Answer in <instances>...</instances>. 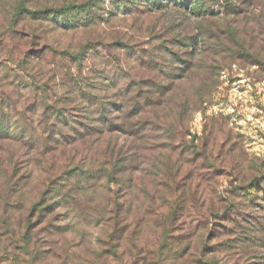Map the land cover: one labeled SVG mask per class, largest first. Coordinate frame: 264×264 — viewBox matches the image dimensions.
<instances>
[{
    "label": "rangeland",
    "instance_id": "rangeland-1",
    "mask_svg": "<svg viewBox=\"0 0 264 264\" xmlns=\"http://www.w3.org/2000/svg\"><path fill=\"white\" fill-rule=\"evenodd\" d=\"M83 5L88 28L42 14ZM205 9L0 0V106L18 128L0 139V193H61L58 231L0 236V264H264V0Z\"/></svg>",
    "mask_w": 264,
    "mask_h": 264
},
{
    "label": "trees",
    "instance_id": "trees-1",
    "mask_svg": "<svg viewBox=\"0 0 264 264\" xmlns=\"http://www.w3.org/2000/svg\"><path fill=\"white\" fill-rule=\"evenodd\" d=\"M96 1L102 2V0ZM113 2L121 4L124 14H131L133 9L137 7H142L144 10L150 12L162 11L171 7L184 8L191 12V14L198 17H205L206 15L213 16L214 14L212 11L205 9V0H150L149 2L143 0H113ZM73 8V6H70L60 10L46 9L42 11V14L48 13V18L50 19V21L64 30H71L79 27L88 28L95 22L96 18L92 15L93 12L91 11L90 6L83 5L76 10H74ZM168 44L173 46L176 44L184 45L186 43H183L182 39L175 38ZM187 44L186 46H191L189 45V43ZM162 50L168 56H170V59H172V61L178 62L180 65H186L188 63V59H180V57H178L176 53H174L172 49H169L166 45L161 46L159 52L161 53ZM186 54L190 58L192 52H187ZM140 58V55H138L136 60ZM75 61L77 63H80L81 59L79 57H76ZM153 62L157 61L154 60L151 63ZM160 65L162 64L159 63V66ZM154 68L157 69V67ZM177 68L176 69L179 70V68L182 67ZM78 82L79 81H75V83L73 84V90L71 92L74 94L80 92V85ZM154 87L156 88V90H159L160 88L157 83L146 84V88H151V91H149V89H146L143 97L149 99V93L153 91L152 89H154ZM5 98L6 101L4 102V106L6 107L7 112L11 113L16 110L18 106L16 96L13 93H10V96H5ZM2 109L3 108L0 106V139H12L14 138V136H16L14 135V133L18 130V128L16 126H13L9 119L14 118L15 116H13V113H11L12 116L11 118H9L8 115H4L2 113ZM99 111L100 114L104 111V107L102 105L99 106ZM51 116L58 120L56 113L49 115V117ZM52 133L54 134L55 131H52ZM90 174L91 173H89L87 176H92ZM73 175L74 177H78L82 174L79 172V170H75ZM0 180L4 181L5 183L7 181L9 182L11 181V176L8 177L6 173H4L2 176H0ZM61 184L62 183H60V185ZM6 187L7 186L4 185L3 190L0 193V217L3 216V219H0V232H3L0 236L6 235L7 233L9 234V232L12 235L18 233L20 235V241L25 243V245H28L32 240L33 232L40 231L46 232L48 234H54L53 231H58L59 227L53 226L49 222L47 223L46 217L54 210V203L49 204L48 202L54 199L56 196L61 195L59 185H56L54 189L43 190L32 202H27V200L23 198V195H18L19 193L12 191L10 187V190ZM57 187H59V189ZM12 204H17V209L20 211L23 210L22 212L24 215L20 221L13 217L15 211L12 207ZM33 218H35L34 221Z\"/></svg>",
    "mask_w": 264,
    "mask_h": 264
}]
</instances>
